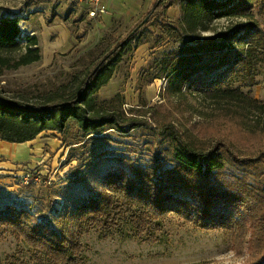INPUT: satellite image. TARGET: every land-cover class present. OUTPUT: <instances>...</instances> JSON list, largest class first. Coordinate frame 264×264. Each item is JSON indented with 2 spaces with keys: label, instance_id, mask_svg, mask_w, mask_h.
<instances>
[{
  "label": "rangeland",
  "instance_id": "1",
  "mask_svg": "<svg viewBox=\"0 0 264 264\" xmlns=\"http://www.w3.org/2000/svg\"><path fill=\"white\" fill-rule=\"evenodd\" d=\"M101 2L105 12L89 16L85 6L75 0H0V12L19 20L18 41L23 45L24 36L31 35L40 47L38 61L0 73V96L32 103L59 86L68 92L103 53L136 32L123 43L110 79L92 97L99 108L141 118L146 124L124 136L113 128L82 136L70 121L64 133L40 132L29 143V154L23 158L0 154L4 165L0 168V209L7 204L27 208L37 221L78 238L86 264L245 262L248 230L233 240L226 228L194 227L170 212L163 224L165 234H159L157 241H138L116 233L103 237L97 230L79 231L78 207L87 197L107 191L104 177L109 171L122 167L129 173L128 162L143 166L153 156L166 161L174 146L169 131L158 129L169 124L194 148L207 150L216 146L228 173L241 172L231 153L250 159V170L258 174L264 187V113L244 104L226 113L221 103L201 90L199 81L213 82L221 76L224 66L200 71L194 76L198 79L191 82L185 69L166 64L170 53L182 43L194 44L220 31L231 36L236 26L249 21L264 30V12L254 7L249 18L201 15L198 26L191 29V22L183 20V0H161L153 17L136 27L156 0ZM165 23L176 26L184 34V41L165 36ZM202 25L207 29L203 30ZM53 44L52 58L46 61L44 55ZM225 83L264 103V64ZM229 115L236 116L234 121H227L225 116ZM0 143L7 145L1 139ZM16 247L15 239L6 236L0 243L1 261ZM19 247L25 251L23 259L30 263L28 249L23 244Z\"/></svg>",
  "mask_w": 264,
  "mask_h": 264
},
{
  "label": "trees",
  "instance_id": "2",
  "mask_svg": "<svg viewBox=\"0 0 264 264\" xmlns=\"http://www.w3.org/2000/svg\"><path fill=\"white\" fill-rule=\"evenodd\" d=\"M183 3V20L191 22V29L198 26L201 15L249 18L254 7L264 12V0H183ZM159 5L153 4L145 23L153 17ZM201 28L207 29L203 25ZM19 31L18 18L0 12V73L40 59L36 37L24 36L22 45L17 39ZM162 32L174 40L185 39L176 26L168 23ZM238 33L241 34L233 42L232 38ZM123 48L120 42L114 44L81 79L74 82L68 92L59 86L32 103L0 96V139L22 143L46 130L61 134L70 121L75 123L82 136L101 133L107 128L124 136L132 129L144 126L146 121L141 118L125 117L116 110L99 108L92 97L110 79ZM106 55L90 75L93 67ZM169 56L166 64L173 69H185V76L191 82L198 79L194 76L200 71L224 66L221 76L213 82L199 81L201 90L217 104L221 103L226 113L235 111V107L239 108L241 104L264 113V103L239 88L231 89L225 83L233 77L252 73L259 64H264V30L255 22L236 26L231 36L220 31L203 36L194 44L182 43ZM235 115L225 117L231 122ZM167 130L174 146L166 160L169 166L159 156H153L143 166L128 162L129 173L122 167L109 171L104 177L107 191L97 197H87L80 203L79 231L97 230L103 237L116 233L121 237L153 242L160 239L159 234H165V218L174 212L194 227L226 228L233 240L248 230V259L241 264H264V187L257 178L258 174L250 170V159L237 158L231 153L241 172L228 173L216 146L207 150L194 148L172 124L158 129L163 133ZM8 235L15 239L18 247L2 261L0 259V264H86L83 244L78 238H70L37 221L27 208L7 204L0 209V243ZM21 244L29 251L30 263L23 259L25 251L19 247Z\"/></svg>",
  "mask_w": 264,
  "mask_h": 264
},
{
  "label": "crops",
  "instance_id": "3",
  "mask_svg": "<svg viewBox=\"0 0 264 264\" xmlns=\"http://www.w3.org/2000/svg\"><path fill=\"white\" fill-rule=\"evenodd\" d=\"M99 15H97V16H99ZM104 16H106V14ZM47 45H48V43H47ZM50 47H51V51H49V49H48L47 56L44 55V58L46 59V61L49 60V58H52V52H54V48H55L54 44L51 45ZM32 140L25 141L22 143L7 142V141L3 140L4 142H7V145H5L6 146L5 147L4 145H2L3 143H0V154H3V155L8 156L10 158L11 157L16 158V159L23 158L29 154V151H28L29 143ZM10 144H14V145L17 144L18 147L8 146ZM0 168H4V165H1V163H0Z\"/></svg>",
  "mask_w": 264,
  "mask_h": 264
},
{
  "label": "built area",
  "instance_id": "4",
  "mask_svg": "<svg viewBox=\"0 0 264 264\" xmlns=\"http://www.w3.org/2000/svg\"><path fill=\"white\" fill-rule=\"evenodd\" d=\"M80 2L87 9L89 16H97L105 12V7L101 0H75Z\"/></svg>",
  "mask_w": 264,
  "mask_h": 264
},
{
  "label": "water",
  "instance_id": "5",
  "mask_svg": "<svg viewBox=\"0 0 264 264\" xmlns=\"http://www.w3.org/2000/svg\"><path fill=\"white\" fill-rule=\"evenodd\" d=\"M160 1H161V0H156L155 5L159 4ZM147 18H148V15H146V16L140 21V23H139L136 27H138V26H140L142 23H144V22L147 20ZM133 31H134V29L132 30V32H133ZM130 35H132V34L129 33V34L127 35V37H126L124 40H122V41L120 42V45H122ZM107 56H108V55H106L104 58H102V59L99 61V63H97V64L93 67V69H92L90 75H92V74L96 71V69L98 68V66H99V65L105 60V58H106ZM86 83H87V82H86ZM77 99H78V97H77L75 100H77ZM75 100H74V101H75ZM54 106H56V105H54Z\"/></svg>",
  "mask_w": 264,
  "mask_h": 264
}]
</instances>
